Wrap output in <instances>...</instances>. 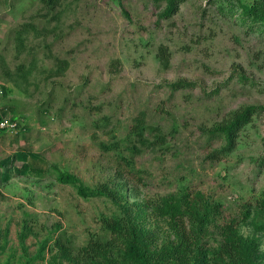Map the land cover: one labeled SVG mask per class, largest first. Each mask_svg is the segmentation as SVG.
<instances>
[{"label": "rangeland", "instance_id": "rangeland-1", "mask_svg": "<svg viewBox=\"0 0 264 264\" xmlns=\"http://www.w3.org/2000/svg\"><path fill=\"white\" fill-rule=\"evenodd\" d=\"M253 2L183 0L163 17L166 0H0V114L17 117L0 136V264H132L122 238L107 260L81 253L112 238L113 217L152 235L150 264H232L225 250L246 243L234 264H264V32L241 15ZM248 106L228 143L222 125ZM26 162L44 174L18 172ZM57 169L115 195L84 197ZM166 199L183 217L149 204Z\"/></svg>", "mask_w": 264, "mask_h": 264}, {"label": "trees", "instance_id": "trees-1", "mask_svg": "<svg viewBox=\"0 0 264 264\" xmlns=\"http://www.w3.org/2000/svg\"><path fill=\"white\" fill-rule=\"evenodd\" d=\"M46 1V0H45ZM51 2V0H47ZM167 5L164 8V10L161 12V15L163 17H168L172 15L179 7V4L183 0H166ZM241 15L243 19L249 20V26L252 28L260 30L261 32H264V0H254L252 4H241ZM159 57L162 61V63L167 66L169 63V58L167 55V52L164 47H161V50L159 52ZM25 68L23 65L19 66V73L24 74L26 73ZM182 81H177L173 83L174 86H180ZM6 91V88L3 87V92ZM256 107L248 106L246 108H243L237 112H235L232 116V118L222 125V128L220 129L222 132H224L228 143H232L236 137V134L238 130H240L241 127L245 126L253 116L254 112L256 111ZM9 119L12 122L17 121V117L14 116L13 118L4 116L0 114V122ZM17 123V122H16ZM17 128V125L15 126ZM12 130V129H6V130H0V136L1 134ZM132 132L136 133V140L141 141L143 132H144V125L142 122L137 123L133 128ZM133 146L132 151L135 153V150H137V144L136 142L132 143ZM123 159L126 156H122ZM13 162V158H7L6 161L1 163V166H4L8 169L9 163ZM27 170V172L40 176L44 174V171L42 168L32 166L29 164V162L24 163L20 168H17L16 170L18 172H22L23 170ZM6 172H4L3 177L5 179H9L10 174L5 169ZM117 173L124 177V172L120 169L117 171ZM57 179L65 184H72L77 186L78 192L80 195L84 197H92V196H100V195H108L114 197V192L112 188L108 184H103L96 188H91L89 186H86L82 183L80 178L69 171H63L60 169H57ZM164 203L160 205L159 203L149 202L151 207L156 211L157 214L162 215H170V217H183L184 215L183 210H181L177 204L171 201L164 200ZM188 212V211H187ZM189 213V212H188ZM178 217V218H179ZM135 219L129 218L128 220L121 219L118 217L113 218H104L103 225L104 228L111 232L112 238L107 240H101V239H92L89 241V243L82 248V252L85 256H88L89 258H104L105 260L108 259L107 254H110V251L116 248L118 239L122 238L124 243L127 244V249H124L123 252H121V255L123 256V260H127L128 262L132 264H150V260L148 257L147 249L142 246L143 239L152 240V235L149 232H139L137 229H139V226H137V221L134 222ZM33 228L28 225L27 221L23 225V232L21 235V241L24 243L27 239V235L31 232ZM24 246V245H23ZM43 246V245H42ZM251 244H241L239 247H235L232 250L226 249L225 251L227 253H230V258L232 260V264H234V261L236 263L237 260H241L243 256H248L251 258L252 255V249ZM27 251V248L25 249ZM174 251V250H173ZM222 252H219V256ZM172 253H167L165 258H162L163 260H167ZM159 262V261H158ZM162 260L158 264H160ZM215 262V261H214ZM26 264H30V260L27 261ZM216 264H226L223 260H217Z\"/></svg>", "mask_w": 264, "mask_h": 264}, {"label": "built area", "instance_id": "built-area-1", "mask_svg": "<svg viewBox=\"0 0 264 264\" xmlns=\"http://www.w3.org/2000/svg\"><path fill=\"white\" fill-rule=\"evenodd\" d=\"M17 125L16 122H12L9 119H5L0 122V130L13 129Z\"/></svg>", "mask_w": 264, "mask_h": 264}]
</instances>
